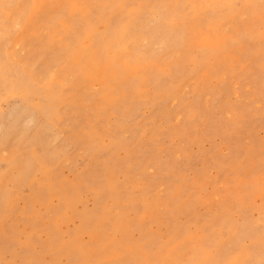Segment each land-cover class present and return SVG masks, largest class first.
<instances>
[{"label":"rangeland","instance_id":"obj_1","mask_svg":"<svg viewBox=\"0 0 264 264\" xmlns=\"http://www.w3.org/2000/svg\"><path fill=\"white\" fill-rule=\"evenodd\" d=\"M4 71L0 264H264V0H0Z\"/></svg>","mask_w":264,"mask_h":264},{"label":"bare ground","instance_id":"obj_2","mask_svg":"<svg viewBox=\"0 0 264 264\" xmlns=\"http://www.w3.org/2000/svg\"><path fill=\"white\" fill-rule=\"evenodd\" d=\"M174 11V10H173ZM229 13V12H228ZM238 14V13H237ZM166 15L167 14H165V15H163L162 16V19H161V21H160V24H159V28H158V34H159V36H160V38H161V40L163 41V43L166 45V47L167 48H170V46H172V42H174L177 38H178V36H177V34H175L173 37H170L166 32H168L167 30H166V28H165V25H164V21L166 20ZM174 15V14H173ZM172 15V16H173ZM176 15V14H175ZM237 16V15H236ZM171 17V16H170ZM225 17H227V15L226 16H224V18ZM184 18V17H183ZM183 18L181 17V19L183 20ZM177 20V19H176ZM221 20V19H220ZM227 20V19H226ZM168 21V20H167ZM170 21V20H169ZM181 22V21H180ZM220 22V21H219ZM227 22H228V20H227ZM226 22V23H227ZM178 23V22H177ZM182 23V22H181ZM168 24H170V23H168ZM167 24V25H168ZM180 24V23H179ZM223 24H225V23H223L222 22V25ZM184 25H185V23H184ZM171 26V25H170ZM176 27V26H175ZM169 29H171V28H169ZM174 29V28H173ZM185 29V28H184ZM184 29H182V30H184ZM222 29V28H221ZM126 30H127V26H126V29H124L123 27H122V29H120V30H118L117 32H114L113 33V35H114V37H115V39H116V41H117V43L115 42V44H116V46H117V48H121V49H123V48H126L125 46H124V44H123V39H124V35L126 34ZM170 31V30H169ZM174 31V30H173ZM196 31H198V29L196 30ZM219 31V30H218ZM221 31V30H220ZM213 31H211V33H212ZM216 32V31H215ZM170 33H171V31H170ZM173 33V32H172ZM171 33V34H172ZM174 33H177L176 32V30H175V32ZM181 33H182V31H181ZM187 33V32H186ZM217 33V32H216ZM199 34V33H198ZM185 34H183V36H184ZM190 35V34H189ZM193 35V34H192ZM197 35V34H196ZM187 37H188V34H187ZM199 37V36H198ZM185 38H186V36H184L183 38H182V41L184 40V42L186 43V41H185ZM206 38V37H205ZM209 38V37H208ZM194 39H196V38H194ZM207 42H208V40H207ZM217 42V41H216ZM181 43V42H180ZM202 43H205V42H202ZM215 43V42H214ZM171 44V45H170ZM183 44V43H182ZM203 45V44H202ZM202 45H201V47H199L200 48V50L202 49ZM215 45V44H214ZM204 46V45H203ZM208 47V46H207ZM214 47V46H213ZM216 47V46H215ZM198 48V49H199ZM176 49V48H175ZM204 49V50H203ZM203 49L201 50V51H205V47H203ZM210 49V48H209ZM207 50V51H210L211 52V50ZM216 49L218 50V48L216 47ZM200 51V52H201ZM81 53H82V55L86 58V61H85V67L82 69V71H80V73H83V75L87 78V79H93V80H95V81H98L97 80V78L96 77H98V76H100L101 77V74H99V72H98V70H95V67H92L91 65H90V61H89V59H91V56H90V58L88 59V55H87V53H88V50L85 48V47H83V46H81ZM202 53V52H201ZM198 54H200V53H198ZM208 54V53H207ZM206 54V55H207ZM205 55V54H204ZM206 55H205V57H206ZM209 55V54H208ZM214 56V55H213ZM221 57V56H220ZM219 57L217 56V59H218ZM202 59V58H201ZM207 59V58H206ZM209 60H211V59H209ZM197 62H200V57H197ZM196 62V63H197ZM202 63H203V61H202ZM206 65V64H205ZM208 65V64H207ZM205 69H206V66H205ZM14 71H15V73L17 74V77H16V80H15V82H17V86H18V88H19V93H20V98H21V101L23 102V105H22V107H21V109L18 111H15L14 113H13V121H12V126L14 127H18V125L22 122V118H23V116L24 115H26V114H28V113H31L30 112V110H29V102H30V99L33 97V95H35V93H37L38 92V89H35V88H33V84H32V81H31V79L30 78H28L27 77V75H26V77H24V76H20L19 75V73L18 72H16V70L14 69ZM25 71V70H24ZM101 73V72H100ZM26 74V73H25ZM6 81V74H5V71L2 73V74H0V85H3L4 84V82ZM105 81V79H101L100 80V82L101 83H103ZM14 82V83H15ZM13 84V83H12ZM103 84H105V83H103ZM11 88V87H10ZM9 88V92L11 93L12 92V90ZM106 95V94H105ZM37 98H39V102H37V104H36V108L38 109V111L40 112V113H42V114H48V113H51V112H53V110H51L52 108H53V104H54V102H56L57 101V99H58V96H59V94H58V96H57V94L56 93H51V92H49V91H44L43 93H38L37 94ZM108 96V95H107ZM109 100H111V99H109ZM33 101V100H32ZM32 106V105H31ZM36 110V109H35ZM40 135H41V133L39 134V136H37V140H38V142H42V139H40V138H38V137H40ZM10 135H7V134H5V133H3L2 135H0V143L4 140V141H6L7 139H9L8 137H9ZM42 156L43 157H49V155H48V152L47 151H43V153H42ZM34 160H35V162L38 164V166L41 168V167H43V158L42 157H40V156H38V155H36V157H34L33 158ZM28 162H29V160H28V158H26V159H21L20 157L19 158H14V161L13 162H10L9 164H8V166L10 167V169H12V170H19V171H23L25 168H26V166H27V164H28ZM6 173L2 176V179H0V181L1 180H3V179H5L6 178Z\"/></svg>","mask_w":264,"mask_h":264}]
</instances>
